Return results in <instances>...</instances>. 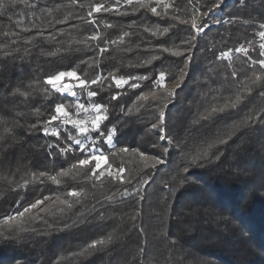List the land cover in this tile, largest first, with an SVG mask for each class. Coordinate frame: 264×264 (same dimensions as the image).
Returning a JSON list of instances; mask_svg holds the SVG:
<instances>
[{"label": "trees", "instance_id": "1", "mask_svg": "<svg viewBox=\"0 0 264 264\" xmlns=\"http://www.w3.org/2000/svg\"><path fill=\"white\" fill-rule=\"evenodd\" d=\"M199 2L201 11H207L217 0ZM98 3L109 8L117 6V0H76L75 4L73 0H16L7 10H0V45L7 46L0 48V137L6 141H0V218L9 214L21 198L25 206L40 198L41 193H57L64 199L75 188L84 189L87 202L76 205L68 215L76 219V214L82 213L88 219V223L77 222L76 227L67 230H59L62 224L57 230L47 229L37 221L36 233H23V239L5 232L7 239L0 236V264H264V115L256 116L264 110V97L260 95L264 87L257 83L251 85L250 94L244 92L257 75L264 77V71L258 64L251 65L244 54L234 52L237 47H245L252 59H260L259 43L264 44V37L259 32L264 28L259 25L264 24V0H247L245 6L238 0H225L204 21L208 27L197 37L194 48L185 43L194 30L190 24L180 23L191 19L188 0H160L159 4L157 0H133L132 5L119 0L120 12L127 15L116 11L98 13L97 24L93 25L88 23L87 12ZM164 5H171L167 16ZM152 7L161 15H154ZM232 17L249 23H215ZM107 24L115 27L108 28ZM165 28L169 32L163 36L152 34ZM125 32L129 35L120 41ZM92 35L100 39L89 40ZM221 37L227 39L222 41ZM112 40L117 43L105 44ZM105 46L108 51L101 53L99 49ZM13 47L18 51L5 56L4 52ZM209 48L213 51L208 52ZM228 49L233 50L230 60L216 58ZM189 58L187 76L166 111L167 134L175 140L170 145L159 140L158 130L148 129L157 121L158 106L166 102L168 91L180 81V70ZM233 69L239 73L236 79L231 77ZM60 71H76L89 82L102 77V83L90 85V90L99 93L92 101L108 108L105 136L110 128L117 130L115 147L104 146L112 165L105 173L122 166L125 179L133 181L131 185L107 178L92 181L90 169L71 168L83 158L78 151L67 158L56 149L49 154L47 145L60 142L43 136L39 128L29 130L33 124L42 127L56 103L74 102L70 96L61 98L43 83L46 76ZM160 72L166 78L157 83ZM112 76L148 79L130 81L141 85L134 90L129 86L117 89ZM36 81L38 87L34 86ZM64 81L77 83L69 78ZM17 88L30 93L32 99L25 103L22 96L13 97ZM75 90L79 98L83 92ZM118 91L126 94L112 100ZM241 92L245 98L236 109L201 119L206 109L228 98L234 100ZM141 96L149 99L139 100ZM249 116L256 122L244 123ZM62 136L66 138V134ZM176 143L183 149H178ZM124 148L129 151H121ZM133 148L138 152H131ZM153 157L166 163L151 167ZM193 157H197L195 164L191 163ZM185 167L187 172L182 171ZM61 169L69 170L71 175L60 177V186L51 180L31 183L33 173L56 175ZM149 177L140 193L143 200L137 195L120 196L125 188L131 192L138 181ZM26 179L30 181L28 188L16 191ZM113 194L115 201H107ZM42 206L57 217L58 209L65 207L52 201ZM137 207L140 215L134 223L131 216ZM46 218L51 222V216ZM4 227L0 225V232ZM109 236L110 242L98 245L91 254L69 255L79 253L94 239ZM141 247H145L143 255Z\"/></svg>", "mask_w": 264, "mask_h": 264}, {"label": "snow or ice", "instance_id": "2", "mask_svg": "<svg viewBox=\"0 0 264 264\" xmlns=\"http://www.w3.org/2000/svg\"><path fill=\"white\" fill-rule=\"evenodd\" d=\"M16 0H8L7 3L0 2V10H7L11 6L15 4ZM247 0H238V3L241 6L246 5ZM73 3H76V0H73ZM157 3H160V0H157ZM189 5H191L192 9V16L190 20H182L180 23L183 24H190V27L192 30H194V35L191 36V39L189 41H185L186 44H192V47H195V41L197 40V37L200 34L205 33L206 28L208 25L204 23V21L207 20L214 12H216L218 9L222 7V5L225 3V0H217V3L213 4L210 8L207 9V11H201V6L199 0H188ZM133 0H124V5H132ZM142 7H147V5L142 4ZM80 7H83L81 5ZM166 11L164 13L165 16L168 15L167 9L171 8V5H164ZM111 11H116L118 14L121 15H127V13H121L120 12V5L119 0H117V6H114L113 8L107 7L103 3L95 4L94 6H91L90 9L87 12V16L89 17L88 23L90 24H97V21L95 19V14L98 13H108ZM151 12L156 15L160 16V12L157 10L156 7L151 8ZM67 19V18H66ZM173 19H178V16H174ZM65 21H60V23H65ZM244 23L248 24L249 21H240L238 17H232L231 19H217L215 21L216 24H228L233 25L237 23ZM108 28H113L115 25L107 24ZM259 27L264 28V24H260ZM25 31H28V29H25ZM62 31V30H61ZM145 31H148L146 28ZM169 32V28H165L163 32L156 31L152 34L154 36L159 35L163 36ZM8 34L5 33V36ZM38 35H42V33H38ZM129 33L125 32L123 35L119 38L120 41H123L124 37L128 36ZM260 37H264V31L259 32ZM54 39V37H53ZM100 37L98 35H92L89 37V40L91 41H98ZM227 39V37H221V40ZM31 41H25V43H30ZM16 41H12V44H15ZM116 40L112 41H106L105 44H116ZM6 45H0V48H5ZM260 59L254 60L251 56H249V49L245 47H237L234 49V52L236 54H244V56L247 57L248 61H250L251 65H259L261 70L264 71V44L260 45ZM101 53L107 52L108 47L105 46L103 48L99 49ZM164 51H168L167 48L163 49ZM18 49L13 47L11 51H5V56H11L13 52H17ZM208 52L213 51L212 48L207 49ZM176 55H181L180 53H176ZM233 55V50L228 49L226 51H222L217 55L218 60H224L228 59L230 60L231 56ZM153 59H157L156 57H153ZM189 61L185 62L184 67L180 70L181 71V77L180 81L176 83L175 87L168 91L167 93V99L166 102L162 106H158V119L155 123H151L149 131L152 130H158L159 132V140L160 141H167L168 144L175 143V140L173 137L169 136L167 134V123H166V111L171 103H173L176 89H179L181 87V84L183 80L186 78L187 73L186 69L189 66ZM87 63L86 61H81V64ZM148 63H151V61H148ZM231 67V65H230ZM247 67V65H245ZM239 73L237 70L233 69L231 71V77L233 79H236L238 77ZM65 78L74 79L77 81V83H64L63 81ZM165 73L160 72L157 83L160 81L165 80ZM136 79L140 80H146L148 77H129L128 79L123 78H116L115 76H112V80L116 86L117 89H123L125 86H129L130 89H137L141 87L140 84L136 82H130L135 81ZM43 83L45 85H50L51 88L61 96V98L65 96H70L73 98V103H70L68 105H65V103L60 102L56 103L53 109V114L50 116L48 120L43 121V126L39 127L37 124H33L30 127V131H35L39 128L40 131L43 132V134L47 137H54L56 141H59L60 143H50L47 145L49 154L52 152L53 149H56L58 154L60 156H63L67 158L70 153L79 152L83 158L76 160L74 164L71 165L72 169H75L77 167L86 168L91 170L90 179L92 181H103V179L107 178L110 179L113 182H119L121 184H129L131 185L133 183L132 180H126L124 176L125 169L124 167H119L115 171H108L107 174L105 173V169H111L112 165L109 163L108 156L105 154L106 149L104 146H107L108 149H111L115 147V135H116V128L112 127L108 130L107 136H105V133L103 131L104 122L109 119L108 115V108L105 105L99 104V103H92L89 105H86L85 103H81L80 100L77 98V92L75 89L79 88L82 92H85L89 100H92V98H95L99 95L98 92L90 90V85H94L97 83H102V77L97 76V78L91 82L82 79L79 74L76 71H60L59 73L55 75H48L45 77ZM257 83L260 84L261 87H264V77L257 75L254 80L251 81V84L246 86L244 89V92L251 93L253 91V88L251 85H256ZM34 86H39V81L34 82ZM45 92H47V89H44ZM126 94L121 92H116L111 96L112 100H117L120 95ZM17 95L22 96L24 98L25 103L30 101L32 99V96L28 92H21L19 88H17L13 93L12 96L16 97ZM261 97H264V92L260 93ZM244 93L241 92L236 95L235 99L228 98L224 101L223 104L219 105H213L209 109H206L204 113L201 114V119L207 120L210 117L218 114V113H224L229 110L236 109L244 100ZM139 100H148V96H141L138 98ZM152 99H156L155 95L152 96ZM76 110L77 117L81 113L84 114H90L95 113L91 119H84L81 120L79 118L74 119L72 116V109ZM121 111H123V107L121 108ZM131 109H129V114L131 113ZM37 115H39V110H37ZM261 115H264V110H261V112H257L256 116L259 117ZM255 117L249 116L248 119L244 123H255ZM15 126V125H14ZM11 129H5V132H11ZM62 133L66 134V138L62 136ZM0 141L6 142L3 137H0ZM226 141L220 140L219 143H225ZM63 144V146H61ZM153 147H156L153 145ZM176 147L180 150L183 149V145L180 143H176ZM123 152H128V148L121 149ZM131 152L136 153L138 152V149H131ZM169 152V149L166 147L164 148V153L167 154ZM142 157L144 156V153H139ZM187 155V154H185ZM154 163L151 165V167H156L157 165H162L166 163V161L160 157H153ZM197 162V157H193L191 159V163L195 164ZM94 165V167H93ZM145 167H148V164H145ZM182 171L187 172L188 168L185 167ZM71 175V172L66 169H61L59 173L56 175H50L48 172L41 171L38 174L33 173L32 174V181L31 183H39V184H45L46 181L51 180L54 182L57 186L61 185V179L60 177H68ZM151 177L147 179H142L138 181V187H133L131 192L128 190V188H125L123 192L120 193V196L122 197H128L132 195L139 196L140 200L144 199L143 195H140L141 190L143 189L144 185H147L149 183V180ZM30 184L29 180H25L22 185H18L16 191H19L21 188L27 189ZM165 187H168V185L165 183ZM93 187H95V184L93 183ZM55 197V199H53ZM86 193L84 192V189H80L77 191L75 188L70 189L66 193V198L61 199L60 196L57 193H51L49 195H44L43 193L40 194V198H37L34 200V202L27 203L25 206V201L23 198L16 201L15 207L11 210L9 214L3 215L2 218H0V225H4V231L0 232V236H3L5 239L8 238L7 235H4L5 232H10L14 234L15 238L23 239L24 237L21 235L23 233H36L37 227L35 226L37 224V221H39L42 225H44L47 229L51 230H57V226L62 224V229L59 230H67L76 227L77 222L80 224H86L88 223L87 215L82 213L76 214V219H72L68 213L72 212L76 205H83L87 201L85 199ZM68 198H75L74 201L70 200ZM107 201L114 202L116 199L115 194L112 196H109L106 198ZM52 201L54 204H60L64 205V208L58 209L59 216L57 217L56 213H50L48 212V209L45 206V202ZM139 204V201L137 202ZM35 213L33 210H37ZM92 211H96V209L93 207ZM45 215H41V214ZM100 218H104L103 212L99 213ZM140 215V208L137 207L136 212L134 215L131 216V220L135 223V221L138 219ZM46 216H51L52 220L51 222L49 219L46 218ZM71 220V222H69ZM141 231H143V228H141ZM112 239L111 236L107 238H100V239H94L91 241V243L86 244L84 248L80 250L79 253H70L71 256H77V255H86L91 254V252L95 249H97L98 245H107L110 240ZM174 243V242H173ZM145 251V247H141L140 253L143 255Z\"/></svg>", "mask_w": 264, "mask_h": 264}, {"label": "built area", "instance_id": "3", "mask_svg": "<svg viewBox=\"0 0 264 264\" xmlns=\"http://www.w3.org/2000/svg\"><path fill=\"white\" fill-rule=\"evenodd\" d=\"M261 44H263V43L260 42L259 45H261ZM78 99L80 100L81 103H85L86 105L94 103L92 100H89V98L87 97L85 92H83L82 95ZM71 111H72V116L74 119L79 118L81 120L91 119L92 116L95 114V113H90V114L81 113L79 115V117H77L76 110L73 108ZM42 134H43V132H42ZM62 134H64V133H62ZM43 136H45V135L43 134ZM45 137H47V136H45Z\"/></svg>", "mask_w": 264, "mask_h": 264}, {"label": "rangeland", "instance_id": "4", "mask_svg": "<svg viewBox=\"0 0 264 264\" xmlns=\"http://www.w3.org/2000/svg\"><path fill=\"white\" fill-rule=\"evenodd\" d=\"M64 83H68V82H66V81H63Z\"/></svg>", "mask_w": 264, "mask_h": 264}]
</instances>
